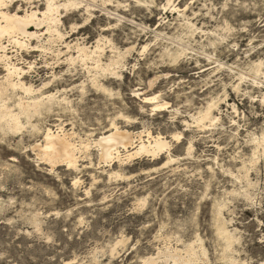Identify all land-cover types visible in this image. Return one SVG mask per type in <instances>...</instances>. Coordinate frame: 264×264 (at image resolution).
Returning <instances> with one entry per match:
<instances>
[{
    "label": "rangeland",
    "instance_id": "rangeland-1",
    "mask_svg": "<svg viewBox=\"0 0 264 264\" xmlns=\"http://www.w3.org/2000/svg\"><path fill=\"white\" fill-rule=\"evenodd\" d=\"M141 1H99L93 17L83 8L62 10L63 42L47 45L46 54L13 57L25 68L36 61L27 79L36 88L45 85L43 93L55 95L56 102L28 118L18 98L34 96L10 88L7 99H0L19 113L20 122L15 128L0 119V264H144L151 256L155 264H173L179 256L174 249L188 264H229L216 234L215 216L222 214L238 258L230 264H264V146L256 144L264 137V0ZM35 3L44 9L43 1ZM18 5L31 8L21 1L11 10ZM73 26L85 29L73 34ZM97 38L106 45L97 54L102 59L94 56L85 64L65 57L77 55L65 44L78 39L92 48ZM169 52L182 55L171 63ZM96 58L104 64L116 58L119 75L104 76L94 68ZM257 66L263 73L254 78ZM95 77L102 87H92ZM153 93L170 102L167 111H153L142 101ZM213 101L218 123L202 130L193 116ZM114 119L136 133H163L172 145L157 156L132 159L121 148V160L105 162L94 141ZM48 127L91 143L78 152L77 166L52 169L33 150L45 145Z\"/></svg>",
    "mask_w": 264,
    "mask_h": 264
},
{
    "label": "bare ground",
    "instance_id": "bare-ground-1",
    "mask_svg": "<svg viewBox=\"0 0 264 264\" xmlns=\"http://www.w3.org/2000/svg\"><path fill=\"white\" fill-rule=\"evenodd\" d=\"M21 1H25L28 2L29 5H31L30 9H22L21 5H18V8H16L14 11L11 10V7L16 4L19 3ZM35 1L39 2L43 1L44 5V9H40L39 5L37 4L36 6L34 5ZM101 4H107L108 1L111 0H0V66H3V71L4 74H2V77H0V99L6 94V92L8 90H10V88H12L13 90H21V92H24L27 95H32L34 97H29L28 101H25L24 97H20L18 98V107L20 109V113H22L23 115H26V117L28 116V118L34 114L35 112L44 109V108H48L51 106V104H53V101L55 99V95H45V93H43V90L46 88L45 85L42 87H37L33 85V83L27 79V76H30L32 69L35 68L36 66V61L34 62H25L27 64V67L25 68V66H20L17 62L13 61V57H16L17 60H22V52H28L27 54L30 55V53H36V52H41V53H45L48 50L47 45L54 43L55 41H59L61 40V42H63L62 40H64V36L65 33L64 31H62L61 26L64 24L63 23V17L65 16V14H63V11L67 12L69 9H81L83 8L85 14H90L91 15V11L95 10V7H98V3L99 2ZM196 1V0H195ZM138 4L142 3L143 1L141 0H137ZM171 0H168V5H170ZM122 3V2H121ZM36 4V3H35ZM137 4V3H136ZM205 5V4H204ZM30 7V6H28ZM100 7V6H99ZM174 7V5L172 6ZM164 9V8H163ZM192 9V8H191ZM63 10V11H62ZM72 10V11H73ZM186 10V9H185ZM71 11V10H70ZM180 11V13L186 14L184 13V10L181 11L180 9L178 10ZM177 11V12H178ZM167 12V11H166ZM179 13V12H178ZM68 14V13H67ZM94 14V13H93ZM181 14V15H183ZM196 14V13H195ZM187 15V14H186ZM86 16V15H85ZM92 16V15H91ZM192 16V15H191ZM93 17V16H92ZM189 17V16H188ZM88 19V18H86ZM85 19V20H86ZM188 19V18H187ZM91 20V18L89 19ZM88 22V20H87ZM86 22V23H87ZM197 22V21H196ZM85 23V24H86ZM108 23V22H107ZM75 25V24H74ZM80 25V24H79ZM82 25V24H81ZM89 25V24H88ZM109 25V24H108ZM113 25V24H112ZM187 25L191 28H194L196 25L195 23H192L191 21H189L187 23ZM64 27V26H63ZM83 26H73L72 32L77 33L80 32L79 29H81ZM113 28V27H112ZM190 28V29H191ZM83 29V28H82ZM85 29V28H84ZM83 29V31H84ZM110 29V27H109ZM108 29V31H109ZM199 29V28H198ZM70 31V29H68ZM104 30V29H103ZM111 30V29H110ZM231 30V29H230ZM161 31V30H160ZM202 33L205 31V29H201ZM207 31V30H206ZM165 32V31H164ZM68 33V32H67ZM71 33V32H70ZM190 34V33H189ZM79 35V34H78ZM81 35V32H80ZM106 36V35H105ZM76 37V36H75ZM79 37V36H77ZM87 37V36H86ZM100 37V36H99ZM5 39L7 40L8 44H5L7 42H5ZM101 39V38H100ZM100 39L98 40L97 38V42L95 44L94 47H88L85 46L81 43L75 41V43L72 45H70V43H67V45L65 44V47L67 48V52L71 49V48H75L77 55L71 54L70 56H66L68 57L67 59L74 62L75 60L77 61V59L84 61L85 64H87L86 62L88 61V59H95V57H99L97 56L98 53L103 52V50H106L104 48L101 47V43H100ZM106 39V38H105ZM103 40V39H102ZM109 40V39H108ZM112 40V39H111ZM158 40V39H157ZM164 40V39H163ZM170 40H173V38H170ZM36 41V42H35ZM80 41V40H79ZM104 41V40H103ZM169 41V40H168ZM69 42V40H68ZM102 42V41H101ZM57 43V42H56ZM95 43V42H94ZM107 43V41H106ZM105 43V44H106ZM110 43V42H109ZM115 44V43H112ZM87 45V44H86ZM89 45V44H88ZM94 45V44H93ZM109 45V44H108ZM9 46H11L12 51L15 53L14 55H10L9 53ZM114 46V45H113ZM52 47V46H51ZM64 47V46H63ZM116 47V46H115ZM148 47V45L144 46V51L145 49ZM56 48V47H55ZM60 48V47H59ZM58 48V49H59ZM112 48V47H110ZM114 48V47H113ZM185 48V47H184ZM51 49V48H50ZM49 49V50H50ZM54 49V48H52ZM62 48H60L61 50ZM64 49V48H63ZM117 50V48H114ZM143 49V48H142ZM58 51L57 53L61 54L62 51ZM131 51L133 50L132 48L130 49ZM53 51V50H52ZM50 51V52H52ZM111 51V49H110ZM114 51V50H113ZM123 51V50H122ZM129 52V50H127ZM143 51V52H144ZM181 51V50H180ZM66 52V51H65ZM70 52V51H69ZM68 52V53H69ZM73 52V50H72ZM116 52V51H115ZM118 52V51H117ZM126 52V50L124 51V53ZM185 52V51H183ZM49 53V52H48ZM114 53V52H113ZM122 53V52H121ZM123 53V54H124ZM167 53V52H166ZM50 54V53H49ZM58 56H61V55ZM102 54V53H101ZM106 54V53H105ZM117 54V53H116ZM128 54V53H127ZM168 57H169V61L171 63H176L178 61V59L180 58V56L182 55L179 53H168ZM54 54H52L53 56ZM104 55V54H103ZM110 55V54H109ZM113 55V54H112ZM122 55V54H121ZM184 55V54H183ZM212 55V54H211ZM63 56V54H62ZM95 56V57H94ZM102 56V55H101ZM117 56V55H116ZM125 56V55H124ZM167 56V55H166ZM20 57V58H19ZM46 57V56H45ZM64 57V58H65ZM106 59H108L106 56ZM163 57V56H162ZM52 58V57H50ZM49 58V59H50ZM55 58V57H54ZM95 60V67L98 71L101 70L100 72L105 74H110L111 75H116L117 77V71L120 72V69H116V66L119 64L118 60L115 59H111L110 62L108 63H102V58L101 59H97ZM110 58V57H109ZM114 58V57H113ZM124 58V57H123ZM208 58V57H207ZM15 59V58H14ZM26 59V58H25ZM62 59V58H60ZM119 59V58H118ZM125 59V58H124ZM46 60V59H44ZM52 60V59H51ZM65 60V59H64ZM67 60V61H68ZM89 60V61H90ZM121 60V59H120ZM27 61V60H25ZM59 61V60H58ZM63 61V59L61 60ZM66 61V60H65ZM66 61V62H67ZM123 61V60H122ZM121 61V62H122ZM150 61V60H149ZM199 61V60H198ZM50 62V60H49ZM53 62V61H51ZM50 62V63H51ZM55 62V61H54ZM71 62V64H72ZM126 62V60H125ZM148 62V61H147ZM23 63V62H22ZM49 63V64H50ZM61 63V62H60ZM70 63V62H69ZM75 63V62H74ZM92 63V62H91ZM46 64V62H45ZM77 64V63H76ZM80 64L82 65L83 63L80 62ZM123 64V63H122ZM222 64V63H221ZM73 65V64H72ZM92 65V64H91ZM120 65V64H119ZM124 65V64H123ZM223 65V64H222ZM258 65V64H257ZM46 66V65H45ZM49 66V65H48ZM55 66V65H54ZM75 66V65H74ZM86 66V65H85ZM90 66V64H89ZM88 66V67H89ZM259 66V65H258ZM253 67L256 68L253 72L255 74V77L258 76L261 73V68L260 67ZM51 67H53L51 65ZM93 67V66H92ZM118 67V66H117ZM124 67V66H122ZM203 68V67H202ZM201 68V69H202ZM171 69V68H170ZM169 69V70H170ZM87 70V69H86ZM90 70V69H88ZM88 72V71H87ZM91 72V71H90ZM169 72V71H168ZM75 73V72H74ZM97 73V72H95ZM94 73V74H95ZM102 73V74H103ZM123 73V72H122ZM263 73V71H262ZM261 73V74H262ZM55 74V72H54ZM53 74V75H54ZM101 74V73H100ZM99 74V75H100ZM165 74H168L167 72ZM89 75H91L89 73ZM98 75V76H99ZM119 75V74H118ZM93 76V74L91 75ZM122 76V75H121ZM57 77V76H56ZM101 77V76H100ZM109 77V76H108ZM168 77V76H167ZM253 77V76H252ZM54 78V77H53ZM90 78V76H89ZM88 78V79H89ZM105 80V77H103ZM112 78V77H111ZM253 78V80H254ZM87 79V78H86ZM99 79V78H98ZM96 77L92 78V80H90V82L92 81V87L96 86V88L98 87H102L103 83L101 84L99 82ZM158 76H155L154 78L150 79L149 84L152 86L154 85V83L157 81ZM159 80V79H158ZM244 80V79H243ZM256 80V79H255ZM87 81V80H86ZM85 81V82H86ZM149 81V80H148ZM254 82V81H253ZM83 83V82H82ZM46 85H48L46 83ZM84 85V83H83ZM105 85V84H104ZM240 85V84H239ZM82 86V85H81ZM86 88L88 85H85ZM83 86V87H85ZM150 86V87H151ZM48 87V86H47ZM104 87V86H103ZM235 87V86H234ZM153 88V86H152ZM52 89V88H51ZM83 89V88H82ZM104 89V88H101ZM106 89V88H105ZM153 91V90H152ZM235 91V90H234ZM108 92V91H107ZM139 90L134 92V96L139 95ZM143 92V91H142ZM8 93V92H7ZM13 93V92H12ZM17 93V92H16ZM14 93V94H16ZM20 94V93H19ZM18 94V95H19ZM160 94V93H159ZM158 93H153L152 95H146L143 97L142 101L148 105H151L152 110L153 111H167L169 108V103L167 101H163L160 97ZM10 95V94H8ZM144 95V94H143ZM14 96V95H13ZM12 96V97H13ZM17 96V95H16ZM15 96V98H16ZM26 96V95H25ZM162 96V95H161ZM11 97V98H12ZM19 97V96H18ZM9 100H12V99ZM4 99V97H3ZM7 98L4 99V101ZM64 99V98H63ZM70 99V98H69ZM211 99V98H210ZM213 99V98H212ZM211 99V100H212ZM218 99V98H217ZM24 100V101H23ZM59 100V99H58ZM162 100V101H161ZM220 99H218L219 101ZM17 101V100H16ZM65 101V100H63ZM216 101V100H215ZM3 102V101H2ZM14 102V99H13ZM56 102V101H54ZM58 102V101H57ZM62 102V101H61ZM209 102V101H208ZM217 102V101H216ZM221 102H219L220 104ZM2 104V103H1ZM0 104V119H8L12 122V125L15 128L19 127V113H14V111L12 110V108L10 107L9 103L4 102V104L1 105ZM14 104V103H13ZM60 104V103H59ZM58 104V105H59ZM218 104V103H217ZM15 105V106H17ZM150 107V106H149ZM171 107V106H170ZM215 108L218 109V107H216V104L213 102L211 103H207V105L203 108V109H198V113H195V115L197 116H193L194 118V123L196 124V126L200 129H206L208 127L209 130V126H211L212 124H214L215 122H217L218 117L216 116V111ZM51 109V108H50ZM172 109V108H171ZM234 109V108H233ZM152 111V112H153ZM40 112V111H39ZM177 112V111H176ZM174 114V113H173ZM178 114V113H177ZM194 114V113H193ZM120 115V114H118ZM115 116V115H114ZM118 117V116H117ZM123 117H125L123 115ZM128 121V117H125ZM131 117H129V120ZM117 119V118H115ZM114 121L111 123V125L109 126V128H107V130L105 132H102V134H100L98 136V138L94 141L95 142V146L98 147L99 150V154L101 156V159H103L105 162H117L119 160H121V148L122 150H125V152L127 153L125 155V159L126 156L128 159H132L134 157H139V156H149V157H153V156H157L158 154H160L161 152H163L164 150H166L167 148L170 147L169 143V139L164 137V135L162 136V134H157L155 135L154 133L149 132L147 135L143 132H138L137 131L133 132L132 130H129L128 128H123L122 126L120 127L119 125L116 124ZM129 122V121H128ZM130 124V123H129ZM133 124V123H132ZM187 124V123H186ZM190 124V123H189ZM187 124V125H189ZM191 125V124H190ZM216 125V124H215ZM217 126V125H216ZM188 127V126H187ZM14 128V129H15ZM132 128V127H131ZM191 128V127H190ZM65 130V129H64ZM62 128H58L57 130H53V128L48 127L44 133V141H45V145L41 146L40 144H36L33 146V150H38V156H41L40 158L46 162V164H49L52 169L54 167H56V165H60V164H64L68 167H75L77 166V162H78V152L80 153V150L82 149H90L89 145L91 144H87L85 143V140H81L79 143L75 142L73 140V134L69 133V132H65ZM95 131V130H94ZM75 132V131H74ZM73 132V133H74ZM144 133V135H143ZM264 133V132H263ZM154 134V135H153ZM178 134V133H177ZM181 134V133H179ZM183 134V133H182ZM146 135V139L144 138V136ZM175 135V134H174ZM263 135V134H262ZM264 136V135H263ZM76 137V136H74ZM170 137V136H169ZM254 137V136H252ZM260 137V136H259ZM175 140L176 139H180V135H175L173 137ZM172 138V139H173ZM168 139V140H167ZM259 139V138H258ZM256 142V144L258 143L259 145H263L264 146V137H262L261 139H259ZM179 141V140H178ZM41 143V142H39ZM252 144V143H251ZM189 145H192L189 144ZM258 145V146H259ZM96 147V148H97ZM190 147V146H189ZM257 147V145H256ZM262 146H260L259 149ZM255 148V147H254ZM88 149V150H89ZM87 150V151H88ZM189 150V149H187ZM191 150V148H190ZM258 151V149H256ZM255 150V151H256ZM264 150V149H263ZM254 151V150H253ZM256 151V152H257ZM86 152V150H85ZM261 152V151H260ZM124 153V152H123ZM259 153V151H258ZM81 154V153H80ZM261 154V153H260ZM258 154V155H260ZM242 155V154H241ZM254 155H256L254 153ZM249 156V155H248ZM252 156V155H251ZM262 156V155H261ZM124 157V156H122ZM256 158V156H254ZM258 157V156H257ZM261 158V157H260ZM259 158V159H260ZM254 159V158H253ZM258 159V158H256ZM258 159V160H259ZM124 160V159H123ZM173 160V157L172 159ZM245 158L243 159L244 162ZM127 161V160H126ZM239 161V160H238ZM246 161V160H245ZM123 162V161H122ZM247 162V161H246ZM259 162V161H258ZM257 162V164H258ZM121 163V162H120ZM250 163V161H249ZM112 164V163H111ZM119 164V162H118ZM253 166V163H250ZM114 165V164H113ZM121 165V164H119ZM250 165V166H251ZM256 165V164H254ZM216 166V165H215ZM242 166V164H241ZM244 166V165H243ZM224 167V166H223ZM254 167V166H253ZM252 167V168H253ZM212 168V167H211ZM225 168V167H224ZM229 168V166H228ZM243 168V167H242ZM258 168V167H257ZM255 168V169H257ZM241 170V168H239ZM249 169V168H248ZM223 170V169H222ZM225 170V169H224ZM230 170V169H229ZM250 170V169H249ZM232 171V170H231ZM228 171V172H231ZM239 171V170H238ZM243 171V170H241ZM247 171V170H246ZM245 171V172H246ZM224 172V171H223ZM233 173V172H232ZM248 173V172H247ZM119 174V173H118ZM115 175V174H114ZM233 175V174H232ZM239 179V178H238ZM243 179V178H242ZM232 193V192H231ZM217 199V198H216ZM221 209V207H220ZM221 211V210H220ZM219 212V209H218ZM217 214V213H215ZM220 214V213H219ZM223 215V214H222ZM222 215H217L215 216V221L217 220V233L220 241L223 244V248H222V257H230L229 261L230 263L235 262V260H237L238 258H234L232 256V250H233V236L231 234V232L229 231V228L227 227V223L225 222L226 220H224L225 218L222 217ZM224 218V219H223ZM218 239V238H217ZM189 248V247H188ZM177 250L175 252H177V254L179 256H177V258L174 260L173 264H186L187 261L183 260L180 257V250L179 249H174ZM188 250V249H187ZM192 250V249H191ZM236 250V249H235ZM167 252V251H166ZM191 252V251H190ZM189 252V254H190ZM174 253V252H173ZM202 253V251H201ZM236 253V252H235ZM158 254V253H157ZM169 254V253H168ZM175 254V253H174ZM188 254V253H187ZM196 254V253H195ZM198 254V253H197ZM234 254V253H233ZM160 255V253H159ZM193 255V254H192ZM203 255H206V252L203 250ZM207 256V255H206ZM221 256V255H220ZM187 257V256H185ZM189 257V255H188ZM192 258V257H191ZM221 258V257H220ZM156 257L151 256L146 258L143 263L144 264H155L156 263ZM190 258H188L189 260ZM220 260V259H219ZM222 260V259H221ZM225 259H223L224 261ZM241 260V259H240ZM169 261V260H168ZM192 262V261H191ZM228 262V261H227ZM237 262V261H236ZM195 263V262H194ZM197 263V262H196ZM226 263V262H225ZM229 263V264H230ZM168 264V262H167ZM188 264V263H187ZM238 264V263H237Z\"/></svg>",
    "mask_w": 264,
    "mask_h": 264
}]
</instances>
